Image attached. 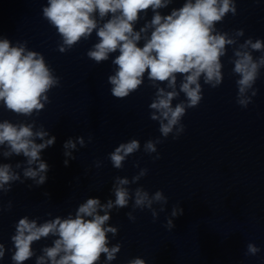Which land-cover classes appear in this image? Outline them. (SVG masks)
I'll return each instance as SVG.
<instances>
[{
    "label": "water",
    "instance_id": "obj_1",
    "mask_svg": "<svg viewBox=\"0 0 264 264\" xmlns=\"http://www.w3.org/2000/svg\"><path fill=\"white\" fill-rule=\"evenodd\" d=\"M184 2L171 0L158 11L168 15ZM234 3L236 15L229 13L217 29L230 36L243 29L238 44L248 38L264 41V0ZM46 6L48 0H0V39L42 55L59 81L46 93L47 102L41 101L45 106L38 115H17L0 102V122H34V131L42 126L48 133L45 139L55 137V143L40 153L48 165L42 185L24 177L28 166L25 157L5 158L7 149L0 147V164H11L20 176L12 182L11 191L0 192V243L5 247L0 264H13L11 237L19 219L27 216L41 224L70 214L74 217L79 205L89 198H98L101 204L115 201L117 177L130 181L125 186L130 194L136 188L150 195L160 190L168 202L163 211L159 203L153 204L155 222L151 210L134 209V198L124 208L111 209L106 227H115L117 233L107 234L109 247H121L115 260L108 262L102 254L98 264H128L136 258L145 264H264V69L255 84L258 94L247 108H242L236 103L238 77L232 74L233 65L228 62L232 55L229 47L222 58V84L215 89L204 85L201 103L188 109L182 119L185 131L178 139L171 134L165 139L158 130L159 123L150 119L149 104L155 89L149 86L147 77L128 97H114L108 77L114 74L112 60L119 53L110 54L101 63L90 59L87 52L98 42L95 31L88 39L59 51L62 37L43 16ZM152 16L151 9L141 14L134 29L139 31ZM108 18L100 20L97 16L98 26ZM151 31L142 33V37L150 36ZM144 42L142 38L139 46ZM259 55L253 53L254 57ZM183 99L181 93L173 105ZM77 138L83 139L84 146ZM157 138L163 141L156 145L157 152H145V143ZM69 139L76 142V148L68 149L71 156H66L64 144ZM132 139L139 141V151L126 157L122 168L113 167L110 153ZM157 154L160 158L154 159ZM17 164L21 167L16 168ZM142 169L148 170L147 175L132 183ZM174 206L182 209V214L178 211L173 216ZM169 219L173 224L170 229L166 227ZM54 239L50 235L33 242L35 255L24 264H36L42 249L51 247ZM249 243L260 248L257 255H246Z\"/></svg>",
    "mask_w": 264,
    "mask_h": 264
},
{
    "label": "clouds",
    "instance_id": "obj_2",
    "mask_svg": "<svg viewBox=\"0 0 264 264\" xmlns=\"http://www.w3.org/2000/svg\"><path fill=\"white\" fill-rule=\"evenodd\" d=\"M170 3L171 0H48L43 16L62 37L61 52L82 38L88 39L95 31L98 42L87 52L90 59L101 63L107 61L110 54L119 53L112 60L116 66L114 74L108 77L114 97H128L139 90L147 77L149 86L155 89L149 104L150 119L159 123L161 137L166 139L171 134L175 140L185 131L182 119L186 111L201 103L203 86L215 89L222 84V58L227 56L229 47L232 55L228 62L233 65L232 74L238 77L235 81L236 103L247 108L253 102L258 94L255 84L264 69V41L248 38L238 44L237 37L244 35L243 29L235 30V36L217 29V24L222 23L229 13L236 15L234 0H185L182 7L162 16L158 9ZM149 9L153 12L151 21L136 31L135 23ZM97 16L100 20L109 18L98 26ZM149 29H152L150 36L142 37V33ZM142 38L145 42L141 47ZM254 52L260 55L254 57ZM178 77L181 78L179 90ZM58 83L42 55L27 51L22 45L11 46L8 39H0V102L7 110L26 117H31L34 112L38 115L45 106L41 101L47 102L46 93ZM161 84L165 86L161 87ZM181 93L184 99L173 105ZM34 128V122H0V147L7 149L3 152L5 158L13 155L25 157L28 166L24 168V177L42 185L48 165L41 160L40 153L55 143V137L45 139L48 133L43 127L35 131ZM37 139L42 142L36 143ZM77 142L84 146L82 138H77ZM162 142L160 138L148 140L144 145L145 152H157L156 145ZM64 148L65 155L71 156L67 150L75 149L76 142L69 139ZM139 149L140 143L136 139L121 143L109 155L113 167L122 168L126 157ZM159 158L157 154L154 159ZM64 164L67 166L68 161L65 160ZM20 167V164L16 165V168ZM147 172L142 169L131 182L135 183ZM18 180L20 176L11 164H0V192L8 193L12 182ZM129 183L127 178L117 177L115 201L101 204L98 198H89L79 205L74 217L70 214L67 218L56 217L41 224L27 216L19 219L11 237L13 264H24L32 258L35 255L33 242L50 235L56 239L51 247L42 249L43 255L37 257L36 264H98L102 254L108 262L115 260L121 246L109 247L107 234L115 236L117 233L115 227H106L110 210L124 208L134 198V209L151 210L155 222L157 213L153 204L159 203L163 211V205L168 202L160 190L150 195L145 189L136 188L130 194L125 187ZM178 211L183 212L174 206L172 215H177ZM128 216L134 219L131 213ZM166 227H173L170 219ZM259 252L260 248L255 244L247 245L246 255L255 256ZM4 255L5 247L0 243V260ZM128 264H145V261L136 258Z\"/></svg>",
    "mask_w": 264,
    "mask_h": 264
}]
</instances>
